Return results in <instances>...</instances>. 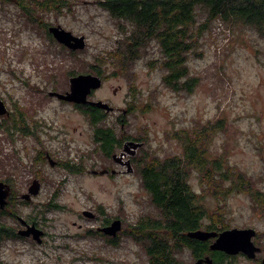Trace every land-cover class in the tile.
<instances>
[{"label": "rangeland", "instance_id": "rangeland-1", "mask_svg": "<svg viewBox=\"0 0 264 264\" xmlns=\"http://www.w3.org/2000/svg\"><path fill=\"white\" fill-rule=\"evenodd\" d=\"M98 1L73 0L70 10L65 8L62 12H52L46 16L53 25L60 23L74 33L86 36V47L79 52L81 60H75L61 46L53 49L41 29L30 23L17 4L10 1L0 4V96L9 106L17 102L44 103L53 122L61 123L65 132L74 139L69 145H79L82 150L91 149L89 146L94 149L91 145L92 126L80 111L69 104H60L58 99L49 95L48 90L53 88L54 83H46V80L50 79L48 71L54 70L55 86L68 90L71 77L65 73L69 69L76 66L77 69L83 67L81 70L89 68L96 53L105 51L117 42L120 35L116 24ZM201 41L200 56L191 55L189 60L191 75L197 76L200 81L194 92L178 93L170 89L162 81V71L147 65V59L157 53L155 46L131 66L127 74L124 72L103 79L102 85L95 89L94 98L109 99L121 109L128 108L127 98L128 101L132 98L131 89L140 94L139 108L127 111L125 116H122L121 110L112 112L106 120L113 123L122 116L125 126L122 127L119 122L117 129L131 134L147 133L149 143L158 148L161 155L181 152L179 144L172 137L174 129L224 117L227 127L213 139L211 153L225 152L231 163L246 170L257 186L264 189V38L251 27L232 26L218 18ZM8 136L0 125V179L9 180L10 173L15 177L11 181L13 187L10 196H15L12 208L18 212L15 217H8L7 221L17 231L21 223L18 215L31 218L39 216V210L40 218L48 219L45 224L51 234L52 246L36 243L23 235L6 238L0 244V262L101 264L98 257L104 254L112 259L113 264H146L139 257V247L132 238L122 236L118 239V246L109 252L99 248L101 243L98 236L87 235L86 229L79 227L82 224L88 229L96 223L95 218L82 217V212L99 204L104 205L107 212L124 217L128 227L132 221L148 214L150 205L147 194L136 172L114 176L91 172L73 175L52 169L53 176L58 180L60 176L65 177V182L59 185L58 180L48 181L37 195L25 200L21 195L27 191L26 186L35 174L19 166V157L12 148L14 144L29 143V140H18L17 134L15 140ZM73 150L74 147L69 148L71 155ZM90 161L86 163L92 167L93 162ZM103 161H100L101 164ZM192 183L198 191H202L198 176H193ZM50 199L62 206L49 208ZM204 202L210 212L217 209L223 212L219 216L225 219L226 227L257 228L264 243V211L253 206L249 194L240 192L225 200L206 196ZM107 214L101 215L104 218ZM74 221L77 223L74 224ZM64 243L69 246L65 248L62 246ZM236 264L254 262L238 260Z\"/></svg>", "mask_w": 264, "mask_h": 264}, {"label": "trees", "instance_id": "trees-1", "mask_svg": "<svg viewBox=\"0 0 264 264\" xmlns=\"http://www.w3.org/2000/svg\"><path fill=\"white\" fill-rule=\"evenodd\" d=\"M6 1L20 7L30 23L41 29L53 49L61 46L75 60H81L79 52L82 49L73 50L59 42L48 30L52 23L46 18L52 12L59 13L65 8L70 10L73 0H0V4ZM98 3L113 19L120 36L112 47L95 54L89 68L81 70L83 67L77 69L76 66L69 69L65 73L69 78L80 71L100 75L103 79L124 72L127 74L144 53H149L156 46L157 53L147 59V65L162 71V81L170 89L190 94L200 82L197 76L191 75L190 57L194 54L200 56L201 40L218 18L232 26L251 27L264 38V0H99ZM55 78L56 73L52 70L50 79L54 83L53 89H59L55 86ZM131 90L132 99L128 101L127 111L141 105L140 94ZM78 106L92 126L95 144L94 150L89 153L91 156L97 153L101 161L105 160L121 149L126 138L144 142L133 157V165L147 194L149 213L132 221L128 227L124 217L107 212L102 204L98 206L100 212L108 213L104 220L109 222L117 217L124 221L125 227L117 238L121 239L124 235L132 238L139 247V257L146 264H185L183 260L179 261L176 248L179 243L181 246L191 245L194 240L188 236L189 231L197 230L203 224L214 228L226 227L225 219L219 216L223 212L218 209L210 212L204 202L206 196L225 200L232 194L244 192L251 196L255 208L264 211V189L257 186L246 170L231 163L225 152L211 153L213 139L227 127L224 117L174 129L172 137L181 152L161 155L158 148L149 143L147 133H125L117 129L119 121L107 122L104 109L90 104ZM122 116L125 114L122 113ZM22 123V119L13 116L5 117L0 125L9 134L8 137L15 140V129ZM76 166L69 164L68 168L80 172ZM193 176L199 177L202 191L195 188ZM14 198V195L10 196L5 208L0 207V244L6 238L19 236L7 221L8 217H15L18 213L12 208ZM47 206L57 208L62 205L53 201ZM205 216H208L206 223ZM89 230L85 234H91L92 230ZM177 230H182L179 238ZM0 264L4 263L1 261Z\"/></svg>", "mask_w": 264, "mask_h": 264}, {"label": "flooded vegetation", "instance_id": "flooded-vegetation-1", "mask_svg": "<svg viewBox=\"0 0 264 264\" xmlns=\"http://www.w3.org/2000/svg\"><path fill=\"white\" fill-rule=\"evenodd\" d=\"M52 71H48V78L50 77ZM51 81L50 79L46 80V83H49ZM45 86H42L44 88ZM47 87V85H46ZM51 90H56L60 92H65V90H60V89H51ZM51 90H48L51 91ZM96 90H93L91 94L89 95V99L91 100H103L110 105L114 106L109 99L105 100L102 98H94ZM117 92V89L115 90ZM54 98L58 99L60 104H69L70 106L74 107L76 110L80 111L83 115V111L81 110L80 106H78L79 103L75 102H69L62 100L58 98L57 96L53 95ZM130 96V94H129ZM132 99V98H131ZM15 104V105H14ZM11 106H8V113L0 116L2 120H4L5 117H16L22 119L23 123L20 124L16 129V133L18 135V140L20 139H28V141L25 142L24 144H14L12 151L16 153L19 157V166H23L25 169H27L30 173H34L35 176L31 179L30 183L27 184L26 190L28 191L30 186L36 181L40 184L41 187H45L48 181H54L58 180L53 176L52 169H55L58 171V173L62 171H67V174H73V175H78L79 173H85V172H91L93 174H103V175H117L121 174L127 171V165H125V162L127 159L131 160L132 166L134 171L133 172H128V173H134L135 172V167L133 165V157L137 154L139 151V148L137 149L136 154L130 155L124 154L121 156V152L123 151V146L125 142L129 140H133L131 138H126L124 139L121 149L118 151H114L109 157H107L103 163L101 164V159L100 156L97 153H94V156H91V153L94 149L91 147V149H84L82 150L79 145L73 144L72 146L69 145L71 141H74L72 137L68 133L65 132V127L58 122H53L52 118L49 116V113L46 112V106L44 103L40 101L36 102H17L14 103ZM127 107H128V98H127ZM119 109V110H118ZM122 111L123 114L127 113V108L121 107H116L114 106V109L111 111H107L104 109L106 115L112 113V112H117V111ZM85 116V115H84ZM116 121H119L121 126H125L124 118L122 116L117 117ZM114 121V122H116ZM113 122V123H114ZM91 139L93 140V143L91 145L95 144L94 141V136L91 135ZM17 140V141H18ZM74 149L73 155H71L69 148ZM91 160V161H90ZM87 161L93 162L92 167L87 166ZM96 162V164H95ZM77 165L76 167H79L80 172H77L74 168H68V165ZM116 165V167L114 166ZM86 166V167H84ZM120 167L119 168H117ZM104 171V172H101ZM14 176H12L9 180L6 178L0 179V182H5L10 185L12 189V184L11 181ZM15 178V177H14ZM7 180V181H6ZM14 180V179H13ZM65 177L60 176L59 177V185L63 184L65 182ZM10 181V182H9ZM50 183V182H49ZM40 187V189H41ZM26 191V192H27ZM25 193V192H24ZM52 199H50L51 201ZM52 200L51 202H53ZM48 209V207H47ZM95 213V218L94 221L96 222L93 225H90V227L87 229V226L84 227V225L79 224L80 228L86 229V231H90L89 229L92 230L91 234L92 236L99 237L101 245L99 246L100 249L108 250L109 252L112 249H115L118 246V238L117 236L109 235L103 232L100 228L109 225L115 218L114 217L111 221H106L102 217V213L100 212L99 206L97 207H92L89 209ZM44 212V210H42ZM39 216L34 215L31 216V218H24L20 215H18V219L20 220V227L18 228L17 231L20 229H25L28 226L34 225L36 228H39L43 231V234L41 236V241L35 239L33 237V234L30 236H22L25 238H30L36 243H45V246H52V238H50L51 234L48 229V225L45 224L47 223L48 219L47 217L42 220L40 218V212L38 210ZM42 214V213H41ZM82 217H86L82 213ZM90 218V217H89ZM82 219V218H80ZM88 219V218H87ZM92 219V218H90ZM208 217H204L205 223L208 222ZM100 220V223H97ZM207 220V221H206ZM74 224L77 222L74 221ZM254 228L256 230V234L251 238V252L248 251H243L239 250L237 252H228L226 250L222 249H217L213 248L212 244L216 241L218 238L219 234L226 230L229 229V227H215L210 226V224H203L201 228H198L200 230L204 231H210V232H216V235L210 236L205 239L201 238H196V237H191L193 239L194 243L192 242L191 245H178L176 248V255L179 259L180 262L182 260L184 261L185 264H196V262L199 259H205L207 257H210L213 259V264H236L238 260H245L248 262H254V264H264V243L259 237V233L257 228L253 226H243L240 228ZM232 228V227H231ZM197 229V230H198ZM176 236L179 238L182 230H177ZM187 233V232H186ZM245 242L249 243V239H245ZM62 246L67 248L69 246L68 243H64ZM250 253H254V255L251 256ZM98 260L101 264H113L112 259H110L108 256L101 254L98 257Z\"/></svg>", "mask_w": 264, "mask_h": 264}, {"label": "water", "instance_id": "water-1", "mask_svg": "<svg viewBox=\"0 0 264 264\" xmlns=\"http://www.w3.org/2000/svg\"><path fill=\"white\" fill-rule=\"evenodd\" d=\"M48 30L53 34V36L62 44L67 47L78 50L84 49L86 47L87 41L86 36L84 34H75L72 30L65 28L60 23L55 25H50ZM103 83V79L101 76L93 73H79L70 78L69 89L65 92L60 91H49V95L57 96L58 98L70 102H75L79 104H90L107 111H111L114 109V106L103 100H91L89 99V95L91 92L97 88H99ZM8 113V107L5 100L0 96V115ZM144 145V142L129 140L125 142L123 146V151L121 152V156L124 154L134 155L137 152V149ZM127 165V171L133 172V166L130 159H127L125 162ZM104 172V171H101ZM40 184L38 182H34L29 190L21 195V197L25 200H30L32 196H35L40 191ZM11 194V187L9 184L5 182H0V207L5 208L8 203V197ZM83 215L93 218L95 217V213L89 209L83 210ZM123 220L121 218H115L109 225L101 227L100 229L106 234L117 236L118 233L122 230ZM20 235L30 236L33 234V237L39 241H41V236L43 231L39 228H36L34 225L28 226L25 229H20L18 231ZM256 234V230L254 228H239L233 227L222 231L216 241L212 244L213 248L224 249L228 252H237L239 250L251 252V238ZM188 235L191 237L205 239L210 236L216 235V232L204 231V230H194L189 231ZM249 239V243L245 242V239ZM251 256L254 253H250ZM196 264H213V259L207 257L205 259H199Z\"/></svg>", "mask_w": 264, "mask_h": 264}, {"label": "bare ground", "instance_id": "bare-ground-1", "mask_svg": "<svg viewBox=\"0 0 264 264\" xmlns=\"http://www.w3.org/2000/svg\"><path fill=\"white\" fill-rule=\"evenodd\" d=\"M55 23V22H54ZM50 24V23H49ZM52 25V24H51ZM55 25V24H54ZM63 26V25H62ZM71 30V29H70ZM73 31V30H72ZM76 34V33H75ZM55 43V42H54ZM143 54V53H142ZM145 54V53H144ZM143 56V55H142ZM100 76V75H99ZM103 79V78H102ZM6 102V101H5ZM7 104V103H6ZM8 107V106H7ZM4 115V114H3Z\"/></svg>", "mask_w": 264, "mask_h": 264}]
</instances>
